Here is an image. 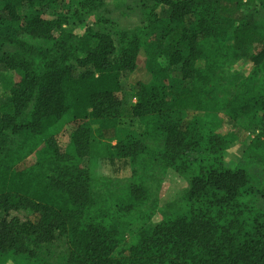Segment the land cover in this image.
I'll return each instance as SVG.
<instances>
[{
	"label": "trees",
	"instance_id": "obj_1",
	"mask_svg": "<svg viewBox=\"0 0 264 264\" xmlns=\"http://www.w3.org/2000/svg\"><path fill=\"white\" fill-rule=\"evenodd\" d=\"M126 2L0 0V264H264V0Z\"/></svg>",
	"mask_w": 264,
	"mask_h": 264
},
{
	"label": "rangeland",
	"instance_id": "obj_2",
	"mask_svg": "<svg viewBox=\"0 0 264 264\" xmlns=\"http://www.w3.org/2000/svg\"><path fill=\"white\" fill-rule=\"evenodd\" d=\"M104 1L110 7L112 6V4L114 2V0H104ZM126 1H127L126 2L127 5L130 7V9L129 10H127L125 8L123 9V7L119 8V9L116 8L115 11L113 12V16H112L113 18H116V17L119 18L118 20L122 26L127 25L129 22L132 23L135 21H139L138 14L136 12L139 11L137 8V5H139L142 0H126ZM131 9H135V10L129 14L124 13V12H131ZM160 12H161V10L157 11V13H160ZM76 29H79V28H76ZM79 31H81V30H76L75 32H79ZM240 59L241 60H237V62L234 64V68H235L234 70L238 71L239 73H242L243 75H246L249 72L251 65L246 60H244L243 57ZM140 77L142 78V74L139 75L137 77V79ZM131 78H133V75H131ZM13 79H14L13 75L8 74V73L0 77V94L1 95H4L3 92L5 89V85L8 84L9 86H11V83L14 81ZM132 83L133 82H131V83L127 82L126 83V85H127V87H126L127 92L125 93L126 97H129L130 85ZM130 102H134V100H131ZM178 115H180V114L176 113V114H174V117H176ZM216 120L223 126L222 127L223 131L235 130L233 123L230 120H228L227 117L219 114L218 116H216ZM78 124H79L78 121H75V122L71 121V122L66 123L65 127L63 128V132L57 138V141L60 144H64V145L67 144V140H68L69 135L76 130V128L78 127ZM236 131H238L237 128H236ZM256 135H257V132L253 133V134L247 133L242 144L236 143L233 147H231L226 152L225 160L228 162V164H233L235 161L237 162V160L242 156L243 152L247 148V144L250 141L254 140ZM104 136H110V135L105 134ZM107 143L110 144V146H112L115 144V141L113 139H107ZM96 173L99 174V176H100L99 172H96ZM181 183H182V180L176 178L173 174H171L169 172L168 174H166V176L164 178V183H162V189H161V193H160L159 197L162 199H165V198H167V196L172 195L173 192H176V193L179 192L180 190L183 189L181 186ZM121 240H122L120 243V244H122L121 247H124V246L126 247L127 245H129L128 237L124 236ZM121 247L119 248L117 253L122 250Z\"/></svg>",
	"mask_w": 264,
	"mask_h": 264
}]
</instances>
